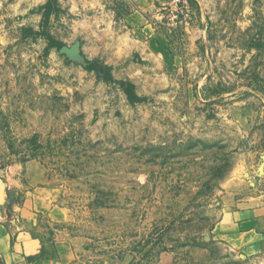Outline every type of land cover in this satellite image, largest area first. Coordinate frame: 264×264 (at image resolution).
Here are the masks:
<instances>
[{
  "label": "rangeland",
  "instance_id": "1",
  "mask_svg": "<svg viewBox=\"0 0 264 264\" xmlns=\"http://www.w3.org/2000/svg\"><path fill=\"white\" fill-rule=\"evenodd\" d=\"M171 1L139 40L126 0H0V181L15 209L41 165L37 228L75 264H264L223 240L264 198V0H190L187 26Z\"/></svg>",
  "mask_w": 264,
  "mask_h": 264
},
{
  "label": "crops",
  "instance_id": "2",
  "mask_svg": "<svg viewBox=\"0 0 264 264\" xmlns=\"http://www.w3.org/2000/svg\"><path fill=\"white\" fill-rule=\"evenodd\" d=\"M99 3H115L121 0H96ZM130 5L124 15L123 25L139 40L155 35L150 11L167 0H126ZM25 200L14 209L8 202L6 185L0 181V264H75L72 249L65 243H48L37 228V214L43 212L40 192L46 178L38 162L27 164ZM16 199V198H15ZM15 201V200H13ZM236 227L237 234L223 237L228 241L264 242V198L245 200L228 215ZM256 246H248L253 250Z\"/></svg>",
  "mask_w": 264,
  "mask_h": 264
},
{
  "label": "built area",
  "instance_id": "3",
  "mask_svg": "<svg viewBox=\"0 0 264 264\" xmlns=\"http://www.w3.org/2000/svg\"><path fill=\"white\" fill-rule=\"evenodd\" d=\"M163 10L166 11L163 19L168 20L170 26H187L194 15L190 0H172L171 3L164 5Z\"/></svg>",
  "mask_w": 264,
  "mask_h": 264
},
{
  "label": "trees",
  "instance_id": "4",
  "mask_svg": "<svg viewBox=\"0 0 264 264\" xmlns=\"http://www.w3.org/2000/svg\"><path fill=\"white\" fill-rule=\"evenodd\" d=\"M51 45L53 47H63V44L60 43V42H57V41H51ZM88 70H95V71H99L100 70V67L96 64V63H90V65L88 66L87 68Z\"/></svg>",
  "mask_w": 264,
  "mask_h": 264
},
{
  "label": "water",
  "instance_id": "5",
  "mask_svg": "<svg viewBox=\"0 0 264 264\" xmlns=\"http://www.w3.org/2000/svg\"><path fill=\"white\" fill-rule=\"evenodd\" d=\"M61 52H62V53H65V54H68V55L77 56L78 49H77V47H72V48H69V47H63V48L61 49Z\"/></svg>",
  "mask_w": 264,
  "mask_h": 264
}]
</instances>
